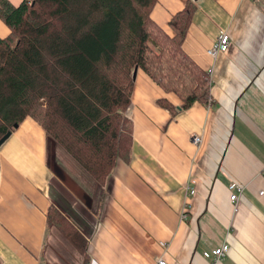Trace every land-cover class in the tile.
<instances>
[{"label": "crops", "instance_id": "1", "mask_svg": "<svg viewBox=\"0 0 264 264\" xmlns=\"http://www.w3.org/2000/svg\"><path fill=\"white\" fill-rule=\"evenodd\" d=\"M186 1L157 0L150 18L172 36L169 21ZM193 1L182 49L211 69L212 104L172 115L158 101H182L137 68L130 159L116 162L103 193L26 116L0 145V264H79L83 242L88 264H209L203 252L224 243L220 264H264V0ZM221 29L228 49L212 58L207 49ZM9 32L0 19V37ZM190 179L195 193L186 197ZM231 182L244 186L235 212ZM50 206L77 236L47 222Z\"/></svg>", "mask_w": 264, "mask_h": 264}, {"label": "trees", "instance_id": "2", "mask_svg": "<svg viewBox=\"0 0 264 264\" xmlns=\"http://www.w3.org/2000/svg\"><path fill=\"white\" fill-rule=\"evenodd\" d=\"M156 1L0 0L10 31L0 37V138L32 117L103 193L116 162L130 159L136 67L179 97L180 107L158 101L172 115L195 102L212 104L209 74L182 49L194 1L172 15V36L150 18ZM47 222L77 236L54 206ZM83 247L81 264H88Z\"/></svg>", "mask_w": 264, "mask_h": 264}, {"label": "built area", "instance_id": "3", "mask_svg": "<svg viewBox=\"0 0 264 264\" xmlns=\"http://www.w3.org/2000/svg\"><path fill=\"white\" fill-rule=\"evenodd\" d=\"M230 39L229 35L226 32L225 29H221L218 32V35L214 41V43L207 49V53L212 57L216 58L217 55L220 52H225L228 49ZM209 73L211 72V69L208 71ZM208 73V74H209ZM201 140V137L199 135H193L192 141L193 143H199ZM262 174L264 176V168L262 170ZM194 180L190 179V181L185 185V191H186V197L187 196H192L195 193L194 190ZM244 186L242 184L236 183V182H231L228 185V191H229V201L233 205V211H237V201L239 196L241 195L243 191ZM260 194H263V191H260ZM188 202L185 201L182 205V209L180 211V218L182 220H185L187 218V209H188ZM162 246H165V243H161ZM229 251V245L224 243L218 247H215L213 249H210L208 251L203 252V256L207 259H209V264H220L222 259L228 254ZM155 264H167L165 259L162 257L158 258Z\"/></svg>", "mask_w": 264, "mask_h": 264}, {"label": "water", "instance_id": "4", "mask_svg": "<svg viewBox=\"0 0 264 264\" xmlns=\"http://www.w3.org/2000/svg\"><path fill=\"white\" fill-rule=\"evenodd\" d=\"M136 69H137V67H136V68L134 69V71H133V78L135 77ZM14 126L17 127V124H15ZM9 134H10V133H7V134H5L3 137L0 138V145H1L2 142L8 137Z\"/></svg>", "mask_w": 264, "mask_h": 264}, {"label": "rangeland", "instance_id": "5", "mask_svg": "<svg viewBox=\"0 0 264 264\" xmlns=\"http://www.w3.org/2000/svg\"><path fill=\"white\" fill-rule=\"evenodd\" d=\"M153 48H154V47H153ZM154 49H156V48H154ZM82 260H83V259L81 258V259H80V263H79V264H81Z\"/></svg>", "mask_w": 264, "mask_h": 264}]
</instances>
